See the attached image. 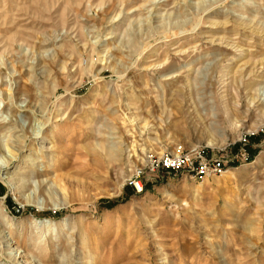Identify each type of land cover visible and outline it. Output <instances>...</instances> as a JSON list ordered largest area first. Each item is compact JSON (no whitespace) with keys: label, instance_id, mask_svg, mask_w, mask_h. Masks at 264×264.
<instances>
[{"label":"rangeland","instance_id":"1","mask_svg":"<svg viewBox=\"0 0 264 264\" xmlns=\"http://www.w3.org/2000/svg\"><path fill=\"white\" fill-rule=\"evenodd\" d=\"M263 113L264 0H0V264H264Z\"/></svg>","mask_w":264,"mask_h":264},{"label":"built area","instance_id":"2","mask_svg":"<svg viewBox=\"0 0 264 264\" xmlns=\"http://www.w3.org/2000/svg\"><path fill=\"white\" fill-rule=\"evenodd\" d=\"M197 151H187V153L177 152L173 156L167 157L163 155L161 159V167L165 170L179 172V175H186L194 180H203L205 178L216 176L224 171L222 161L215 158L199 155ZM138 174V173H137ZM137 174L131 179V184L136 192L142 189L141 184L137 180ZM178 174V173H177ZM136 184H139V188Z\"/></svg>","mask_w":264,"mask_h":264},{"label":"bare ground","instance_id":"3","mask_svg":"<svg viewBox=\"0 0 264 264\" xmlns=\"http://www.w3.org/2000/svg\"><path fill=\"white\" fill-rule=\"evenodd\" d=\"M261 115H262V117H264V113L261 114ZM18 133H19V134L15 135V136L13 137V140H14V143H16V144L19 145V146H18V147H19L18 150H19V149H21L22 146L26 143V141H27V136H26V133L23 131V129L20 130ZM4 150H6V151L11 155V158H10L9 160H7V161H3V163L0 164V170H1L2 168H3V169H6L7 167H9L10 163L12 164L13 159L15 160V159L17 158V156H18V152H14V151H12V149H11L10 146H9V144H5V146H4ZM0 152L3 153V147H2V146H0ZM9 154H8V155H9ZM134 177H135V174L133 173V174L131 175V177L129 178V180L133 179ZM136 185H137L138 188L140 187L139 184H136Z\"/></svg>","mask_w":264,"mask_h":264}]
</instances>
